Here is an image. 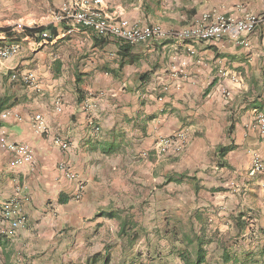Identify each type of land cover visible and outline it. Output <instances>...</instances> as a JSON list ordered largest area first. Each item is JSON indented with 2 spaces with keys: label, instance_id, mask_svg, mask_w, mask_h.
<instances>
[{
  "label": "crops",
  "instance_id": "1",
  "mask_svg": "<svg viewBox=\"0 0 264 264\" xmlns=\"http://www.w3.org/2000/svg\"><path fill=\"white\" fill-rule=\"evenodd\" d=\"M65 1L0 0V39L22 47L0 64V112L7 113L0 115V139L33 150L31 162L15 163L14 152L0 143V203L17 197L22 207L21 226L0 233V264L75 262L78 247H71V238L90 236L92 226L112 221L94 215L129 206L132 190L140 192L138 203L146 200L147 211L155 206L179 218L200 211L208 231H217L207 246L210 264H221L223 247L238 264L248 252L264 247V136L253 112L259 106L264 113V24L243 38L245 44L223 36L131 45L138 61L117 69L111 37L95 46L92 36L97 34L88 28L62 34L64 23L52 19ZM104 1L109 10L119 6L130 20L164 30H179L211 10L236 18L244 11L264 13V0ZM52 21L54 39L30 51L28 41L39 33L29 34L26 28ZM104 64L114 73L101 70ZM13 69L32 71L36 80L31 85L11 80ZM77 73L88 75L79 102ZM224 91L230 92L228 98ZM35 114L42 116L43 130ZM181 130L189 137L185 147L178 154H161L160 140ZM54 138L68 147L61 148ZM118 141V152L107 151ZM220 146L231 149L221 157ZM254 154L261 157L263 172L250 177ZM60 163L75 177L67 178ZM180 173L194 180L164 185L167 176ZM60 197L64 202H58ZM240 214L248 222L242 230L232 221ZM98 244L88 251L90 245L84 244L85 259L102 251Z\"/></svg>",
  "mask_w": 264,
  "mask_h": 264
},
{
  "label": "built area",
  "instance_id": "2",
  "mask_svg": "<svg viewBox=\"0 0 264 264\" xmlns=\"http://www.w3.org/2000/svg\"><path fill=\"white\" fill-rule=\"evenodd\" d=\"M59 23H64L63 35L78 32L81 28L92 29L97 35L102 37L121 38L130 45L143 42H159L168 38H176L181 42L193 43L200 40L220 39L227 36L238 43H246L243 39L246 35L253 33L256 28L264 24V13L257 14L244 11L238 18L211 10L203 13L196 21L191 22L179 30H164L158 25H144L130 20L124 15V10L119 6L109 10L104 0H66L54 13L53 19ZM53 22V21H52ZM56 37V36H55ZM54 39L50 32L45 30L38 34L37 39L28 41V49L32 52L42 48L50 40ZM18 42L8 43L0 39V64L21 50ZM187 51L194 53V49L188 46ZM20 78L25 84L31 85L36 80V75L32 71L22 73L13 69L10 79ZM225 97L230 96L229 91H224ZM58 108L60 99L56 98ZM254 122L258 126L259 132L264 136V113L253 109ZM2 117H6V112H0ZM36 126L43 130V120L40 114L34 115ZM188 134L181 130L172 138H163L158 144L161 154L173 152L178 154L188 143ZM54 142L61 148L68 147V142L54 138ZM2 146H6L15 154V163H29L33 158V150L26 143L7 142L5 138L0 139ZM59 169L67 178H74L75 175L69 167L63 163L59 164ZM263 172V162L258 154H254L251 166L247 175L255 177ZM80 185V184H79ZM80 187V186H79ZM22 224V207L17 197L0 203V233H7L18 229Z\"/></svg>",
  "mask_w": 264,
  "mask_h": 264
},
{
  "label": "trees",
  "instance_id": "3",
  "mask_svg": "<svg viewBox=\"0 0 264 264\" xmlns=\"http://www.w3.org/2000/svg\"><path fill=\"white\" fill-rule=\"evenodd\" d=\"M49 31L51 36L56 34V24L55 22L50 23L46 26H39L35 28H26V32L29 34L41 33L42 31ZM94 35L92 29L89 30ZM97 35V37L92 36L94 40V45H102L104 43V38L102 36ZM114 43L117 46V54H118V67L120 69L126 64H133L138 61V56L134 55L131 52V45L124 41L121 38H113ZM60 62H58V66L54 68L55 73H59ZM101 70L107 73H114V70L109 65H102ZM56 76L58 74H55ZM84 75V76H82ZM87 73L81 74L77 73L74 76V85L75 90L77 92L76 101H81L84 97L83 90L81 85L84 83L86 79ZM261 108V107H260ZM253 109L259 110V106H254ZM261 111V110H259ZM121 146V141H118L115 145L111 144L108 146L107 151L110 153L118 152ZM231 149L230 146H220L218 148L219 156H224L227 151ZM194 180V178H190L185 173L180 174H172L165 178V184L167 183H182L184 181ZM196 190V189H195ZM197 191V190H196ZM132 203L129 206H118L115 208H107L99 210L94 215V218L101 217L104 220H115L119 225L118 230V243H105L103 245L102 251L96 252L85 259V263L87 264H156V260H162L163 257L159 252L155 255H151L148 251L143 253L142 251L134 250L136 243L143 236L148 239L149 231L141 223L140 220L137 219V212L144 213V208H146V200L138 203L140 197V192L135 190L133 192ZM58 202H64L63 198H59ZM138 206L137 208H135ZM136 211V212H135ZM93 218V219H94ZM164 218H169L165 220L162 231L156 230L158 237H164L167 241V255L174 257L179 260L178 264H210L209 257L207 254V246L214 241L216 238L217 231H208V223L205 221V217L200 211H195L194 213L185 216L184 218L174 217L166 215ZM233 224L238 229H243L248 222H244L242 219V214L236 217H232ZM100 226V224H97ZM264 231V230H263ZM119 245L120 256L116 262H113L111 249L114 246ZM160 247L159 243L154 241V249ZM223 247V245H222ZM223 252L220 255L221 264H238L239 260L237 257L229 254L226 251V248L223 247ZM145 259H142V257ZM264 259V247L260 248L255 252H248L244 258L240 261V264H259V261ZM167 263V262H164ZM66 264H77L75 262H68Z\"/></svg>",
  "mask_w": 264,
  "mask_h": 264
},
{
  "label": "rangeland",
  "instance_id": "4",
  "mask_svg": "<svg viewBox=\"0 0 264 264\" xmlns=\"http://www.w3.org/2000/svg\"><path fill=\"white\" fill-rule=\"evenodd\" d=\"M16 2H18V0H14ZM59 10V8L55 9V13H57ZM44 13H40L38 14V19H42L45 15H43ZM37 19V20H38ZM48 19V18H47ZM46 20V19H44ZM29 21V19H28ZM43 21V19H42ZM30 22V21H29ZM135 191V190H132ZM141 202V200H140ZM138 206H136L135 208H137ZM147 208V207H146ZM144 208V213H138L137 212V219L141 221L142 224H144V226L147 228V230L149 231V237L148 239H146L144 236L142 238H140V240L136 243L134 250L136 251H142L143 253H146L147 251L151 254V255H155V252L158 253L159 252V257L160 255H162L163 259L162 260H156V264H178L179 260L168 256L167 255V241L164 237L157 238L158 234L156 232V230L162 231L163 225H164V221L168 220L169 218H164V216L166 214H161V210H158L155 206H152L150 211H147V209ZM153 211V212H152ZM169 214H173L175 212H170ZM136 212V211H135ZM185 217V216H184ZM96 228V229H94ZM99 228V229H98ZM90 230H93L92 233H88L90 234V236H82L80 237V235L76 238H71L72 240H70L69 244L71 245V247L74 249L75 246H77L78 248H76V258H74L75 262L77 264H82L81 261H84L85 259V255L88 253H86V251L84 252V244H88L90 246L87 247V251L88 249H90V247L93 246L94 242L97 241L98 246L99 247H103L102 245H104L105 243L109 242V243H118V230H119V225L117 223V221L112 220L109 221L107 223H103L100 226H92L90 228ZM77 232L79 233V230H77ZM91 232V231H88ZM96 236V237H94ZM92 238V239H91ZM154 241H156L157 243H159L160 247L158 246V248L154 249ZM82 242V245L79 247V243ZM102 244V245H101ZM119 245L112 247L111 252H112V258H113V262H116L120 256V249L118 248ZM142 259H145L144 255L142 257ZM210 259V256H209ZM167 262V263H164Z\"/></svg>",
  "mask_w": 264,
  "mask_h": 264
}]
</instances>
